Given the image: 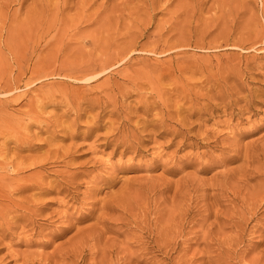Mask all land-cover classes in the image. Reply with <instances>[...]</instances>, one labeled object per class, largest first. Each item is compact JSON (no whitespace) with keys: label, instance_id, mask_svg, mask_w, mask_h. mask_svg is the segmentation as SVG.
Returning a JSON list of instances; mask_svg holds the SVG:
<instances>
[{"label":"rangeland","instance_id":"obj_1","mask_svg":"<svg viewBox=\"0 0 264 264\" xmlns=\"http://www.w3.org/2000/svg\"><path fill=\"white\" fill-rule=\"evenodd\" d=\"M37 1L0 0V264H264V0Z\"/></svg>","mask_w":264,"mask_h":264},{"label":"bare ground","instance_id":"obj_2","mask_svg":"<svg viewBox=\"0 0 264 264\" xmlns=\"http://www.w3.org/2000/svg\"><path fill=\"white\" fill-rule=\"evenodd\" d=\"M36 1H37V0H36ZM43 1H45V0H42L41 2H43ZM47 1H49V0H47ZM54 1H55V0H54ZM52 2H53V1H52ZM52 2H51V0H50L49 3H46V5H47V4H50V3H52ZM34 3H35V1H34ZM37 3H38V1H37ZM59 3H60V2H59ZM38 4H40V3H38ZM53 4H54V3H53ZM63 4H64V3H63ZM46 5H45V6H46ZM50 5H51V4H50ZM35 6H36V5H35ZM51 6H52V5H51ZM42 7H43V5H42ZM46 7H47V6H46ZM33 8H34V7H33ZM37 8H38V7H37ZM48 8H49V7H48ZM52 8H53V7H52ZM56 8H58V7H56ZM151 8H152V7H151ZM34 9H35V8H34ZM39 9H40V8H39ZM42 9H43V8H42ZM46 9H47V8H46ZM68 9H69V8H68ZM31 10H32V9H31ZM37 10H38V9H37ZM49 10H50V8H49ZM54 10H55V9H54ZM33 11H34V10H33ZM33 11H31V12H33ZM42 11H43V10H42ZM42 11H41V14H43ZM55 11H56V10H55ZM55 11H54V12H55ZM56 12H57V11H56ZM66 12H67V11H66ZM38 13H39V12H38ZM47 13H48V12H47ZM50 13H52V12H50ZM38 15H40V14H38ZM53 15H54V14H53ZM32 16H33V15H32ZM63 17H65V16H63ZM43 18H44V16H43ZM65 18H66V17H65ZM46 19H47V18H46ZM42 20H43V19H42ZM56 20H57V19H56ZM63 20H64V19H63ZM49 21H50V20H49ZM85 21H86V19H85ZM31 22H32V21H31ZM63 22H64V21H63ZM63 22H62V24H63ZM105 25H106V24H105ZM37 26H38V24H37ZM39 26H40V25H39ZM40 27L43 28L42 26H40ZM38 28H39V27H38ZM60 28H61V26H60ZM65 28H66V27H65ZM247 28H248V27H247ZM251 28H252V27H251ZM53 29H54V28H53ZM12 30H13V29H12ZM15 30H16V29H15ZM227 30H228V29H227ZM17 31H18V29H17ZM19 31H20V30H19ZM60 31H62V30H60ZM229 31H230V30H229ZM256 31H257V30H256ZM10 32H11V31H10ZM12 32H13V31H12ZM12 32H11V33H12ZM257 32H258V31H257ZM14 33H15V32H14ZM18 33H19V32H18ZM63 33H64V31H63ZM249 33H250V31H249ZM12 34H13V33H12ZM16 34H17V33H16ZM76 34H77V33H76ZM250 34H251V33H250ZM257 34H258V33H257ZM260 34H261V33H260ZM59 35H60V34H59ZM79 35H80V34H79ZM96 35H97V34H96ZM243 35H244V34H243ZM243 35H242V36H243ZM9 36H10V35H9ZM13 36H14V34H13ZM52 36H53V35H52ZM62 36H63V34H62ZM76 36H77V35H76ZM107 36H108V35H107ZM57 37H58V36H57ZM110 37H111V36H110ZM8 38H9V40H10V37H8ZM20 38H21V36H20ZM58 38H59V37H58ZM60 38H61V37H60ZM75 38H76V37H75ZM73 39H74V37H73ZM124 39H125V38H124ZM7 40H8V39H7ZM52 40H53V39H52ZM61 40H62V39H61ZM95 40H96V39H95ZM99 40H100V39H98V41H99ZM18 41H19V40H18ZM82 41H83V40H82ZM116 41H118V40H116ZM7 42H8V41H7ZM42 42H43V41H42ZM119 42H120V41H119ZM260 42H261V41H260ZM11 43H12V42H11ZM21 43H22V42H21ZM52 43H53V42H52ZM60 43H61V42H60V40H59V44H60ZM107 43H108V42H107ZM107 43H106V45H107ZM56 44H57V43H56ZM121 44H122V43H121ZM64 45H65V44H64ZM15 46H16V45H15ZM22 46H23V45H22ZM99 46H100V45H99ZM114 46H116V45H114ZM101 47H102V46H101ZM116 47H117V46H116ZM18 48H19V47H18ZM34 48H35V47H34ZM108 48H109V47H108ZM11 49H12V48H11ZM117 49H118V48H117ZM14 50H15V49H14ZM102 50H103V49H102ZM114 53H115V52H114ZM120 54H121V53H120ZM128 55H129V54H128ZM119 56H120V55H119ZM121 56H122V55H121ZM114 57H116V56H114ZM104 58H105V57H104ZM110 58H111V57H110ZM110 58H109V60H110ZM89 59H90V58H89ZM113 59H115V58H113ZM115 60H117V58H116ZM104 63H105V62H104ZM102 65H103V64H102ZM105 67H106V65H105ZM87 69H89V68H87ZM92 69H93V68H92ZM92 69H91V70H92ZM91 70H90V71H91ZM84 71H85V70H84ZM90 71H89V72H90ZM89 72H88V73H89ZM92 73H93V72H92ZM90 75H91V74H90ZM84 76H85V75H84ZM88 76H89V75H88ZM86 77H87V76H86ZM86 81H87V80H86ZM91 81H92V80H91ZM244 103H245V102H244ZM154 105H155V103H154ZM151 106H152V105H151ZM248 106H249V105H248ZM143 110H144V109H143ZM150 110H151V109H150ZM248 110H249V109H248ZM189 117H190V116H189ZM181 118H182V117H181ZM154 124H155V123H154ZM161 125H162V124H161ZM153 129L155 130V128H153ZM156 130H157V129H156ZM190 133H191V132H190ZM188 139H189V138H188ZM121 142H122V141H121ZM33 163H34V162H32L31 164H33ZM31 164H30V165L28 164V166H33V165H31ZM35 165H36V164H35ZM24 167H25V166H24ZM24 167H23V168H24ZM35 167H36V166H35ZM28 168H29V167H28ZM20 169H21V168H20ZM34 169H35V168H34ZM24 170H25V168H24ZM15 171H16V170H15ZM19 171H20V170H19ZM16 172H17V171H16ZM15 181H16V180H15ZM7 182H8V181H7ZM18 206L20 207V205H18ZM3 212H4V211H3ZM3 212H2V213H3ZM3 215H4V214H3Z\"/></svg>","mask_w":264,"mask_h":264}]
</instances>
